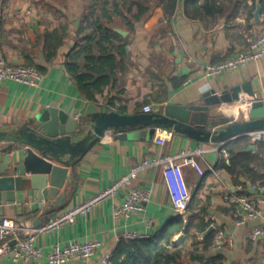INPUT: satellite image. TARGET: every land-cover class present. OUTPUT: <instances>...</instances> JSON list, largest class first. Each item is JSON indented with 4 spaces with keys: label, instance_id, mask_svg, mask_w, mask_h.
Returning <instances> with one entry per match:
<instances>
[{
    "label": "crops",
    "instance_id": "obj_1",
    "mask_svg": "<svg viewBox=\"0 0 264 264\" xmlns=\"http://www.w3.org/2000/svg\"><path fill=\"white\" fill-rule=\"evenodd\" d=\"M85 3L86 0H4L1 45L6 58L15 64L41 65L45 70H41L44 78L40 86L13 80L0 82V129L12 131L21 128L31 123L46 107H57L75 117H90L95 111L108 110V90L98 95L97 101L88 100L66 71V55L76 42L75 35L85 13ZM184 3V0L180 1L170 18L159 21L161 10L158 9L138 23L128 46L132 64L124 84L125 92L116 98V106L125 105L126 113H138L144 112V106L151 104V112H157L170 102L204 103V93L213 88L220 93L225 88L251 81L256 94L252 108L248 109L246 105L250 96L242 92L240 99L213 106L205 114L210 120L220 121L223 118L241 121L264 116V60L214 77L206 76L203 71L208 62L221 61L248 49L249 39L257 28L251 24L256 8L252 15L249 11L253 0L248 2L250 8L242 7L237 16L220 15L222 11L215 10V16L208 15L203 20L188 18ZM222 17L227 18L226 24L216 29ZM66 22L69 23L66 31L69 37L58 48L57 55L48 60V49L42 36ZM184 66L188 68L185 75ZM177 77H182L183 82L176 87L173 79ZM223 127L219 124L214 128ZM169 131L171 136H167L164 144L159 143L158 137ZM119 132L107 133L80 156L74 167H69L66 181L53 199L41 204L38 191L26 182L25 189L17 192L15 201L4 206V214L0 216L33 223L41 221L42 224L51 216L109 186L138 161L158 154H175L189 146H200L207 150L198 157L205 174L191 165L182 168L185 185L192 193L184 213L176 211L172 205L163 168H150L139 179L154 189L153 197L143 211L128 218H115L114 209L123 200V193H119L94 207L88 216L79 217L74 224L42 233L39 244L48 253L57 244L63 246L74 240L100 239L103 245L93 257L72 259L66 264H104L106 256L112 254L120 242V232L138 230L150 237L159 234L181 214L186 223L203 221L206 228L205 231H197L203 259L192 256L193 240L185 229L172 238L173 244H186L190 249L185 255L186 260L191 261L189 264H210L211 261L214 264H264V235L258 239L251 236L256 225L264 224V216L238 224L236 205L225 197L227 194L246 193L252 198L264 196V190L253 187L264 184V178L253 181L243 175L236 179V175L222 165V159L226 158L228 163L231 159L230 155L217 148L219 142L195 139L165 127H156L144 137L121 138L116 136ZM257 143L251 140L245 150L256 152ZM5 145L6 142H0V148ZM251 145L255 148L248 150ZM26 149V145H16L13 153L5 154V159L10 161L12 156L23 159ZM259 172L264 174V165ZM219 229L225 232L223 245L203 249L205 236ZM0 264L21 263L0 257Z\"/></svg>",
    "mask_w": 264,
    "mask_h": 264
},
{
    "label": "trees",
    "instance_id": "obj_2",
    "mask_svg": "<svg viewBox=\"0 0 264 264\" xmlns=\"http://www.w3.org/2000/svg\"><path fill=\"white\" fill-rule=\"evenodd\" d=\"M181 0H86L85 13L81 19L76 42L66 55V71L70 79L77 85L84 98L97 101L98 95L108 90V107L126 113L127 107L116 106L115 100L125 92V81L132 64L131 53L128 49L133 34L139 22L145 21L155 10H161V18L173 16ZM264 11V0H261ZM188 18L203 20L206 16H215V6L222 9L220 15L237 16L242 7L250 8L249 0H184ZM256 8V0L250 8L252 15ZM262 11V12H263ZM122 27L128 31L123 35L117 31ZM69 23L60 25L59 31L48 32L42 36L48 51L46 57L53 59L69 37L66 33ZM32 63V62H31ZM35 66V65H34ZM40 70H45L39 65ZM175 86H180L183 78L173 79ZM251 144L249 136H240L229 141L225 148L230 155V163L222 159V165L231 173L248 176L256 181L263 179L264 174L259 168L264 165V141H258L256 152L246 151ZM246 187V185H244ZM247 192V191H246ZM245 192V193H246ZM247 194V193H246ZM188 232L193 240L192 256L203 259L200 253L197 231H205L203 221L186 223L179 214L159 233L146 238L121 239L113 250L109 264H189L185 258L190 250L186 244L172 243L175 233L182 230ZM217 232L214 230L205 236L203 249L209 250L214 245ZM1 243V241H0ZM214 264L213 261H211Z\"/></svg>",
    "mask_w": 264,
    "mask_h": 264
},
{
    "label": "water",
    "instance_id": "obj_3",
    "mask_svg": "<svg viewBox=\"0 0 264 264\" xmlns=\"http://www.w3.org/2000/svg\"><path fill=\"white\" fill-rule=\"evenodd\" d=\"M214 8L217 12L222 11L220 7ZM262 11V1L256 0L252 25L264 23ZM226 21L227 18L222 17L216 29L223 28ZM116 30L128 35V31L122 27ZM187 70L184 66V75ZM242 92L251 99L256 98L251 81H246L225 88L220 93L214 88L207 91L203 95L204 103L188 105L170 102L157 112L102 110L95 111L90 117L82 115L78 118L57 107H46L31 123L21 128L12 131L0 129V142L7 143L0 148V215L4 214L6 204L17 199V192L25 189L26 182L38 191L41 204L53 199L63 187L69 167H74L80 156L110 131H120L116 136L121 138L144 137L156 127H165L195 139L221 142L231 141L247 131L264 128V116L241 121L223 118L220 121L210 120L205 114L213 106L240 99ZM219 124L224 127L215 129ZM16 145L27 146L24 158L12 156L7 161L5 154L13 153ZM253 148L255 145L248 150ZM35 224L40 225L41 221Z\"/></svg>",
    "mask_w": 264,
    "mask_h": 264
},
{
    "label": "built area",
    "instance_id": "obj_4",
    "mask_svg": "<svg viewBox=\"0 0 264 264\" xmlns=\"http://www.w3.org/2000/svg\"><path fill=\"white\" fill-rule=\"evenodd\" d=\"M3 2L4 0H0V82L13 80L30 86H40L44 74L37 66L12 63L3 52L1 45L4 18ZM261 60H264V23L258 25L254 30L249 39L247 50L221 61L208 62L203 67V71L206 76L214 77L237 71L250 63ZM254 103L255 99L250 98L246 101L247 108H252ZM144 110L145 112H151L153 107L151 104H147L144 106ZM171 134L172 132L169 131L165 136L158 137L157 141L164 144L167 136H171ZM242 136H249L253 142L264 141V128L247 131ZM228 142H219L217 146L226 155H229L225 148ZM206 151L200 146H189L175 154H158L138 161L127 173L119 176L109 186L100 189L84 201L73 204L51 216L40 225L20 218L0 216V257H8L21 264H66L72 259L93 257L103 245L100 239L74 240L63 246L57 244L47 253L38 242L39 236L42 233L58 230L65 225L74 224L79 217L88 216L94 207L101 205L107 199L115 197L119 193H123V200L114 209L115 218H128L133 213L143 211L146 203L153 197L154 189L152 185H144L139 179L142 173L150 168H163L165 180L171 194L172 205L176 211L184 213L192 199V193L185 185L182 168L184 165H191L201 174H205L198 157L203 156ZM253 187L261 191L264 190V184L254 185ZM225 197L236 205V222L238 224H244L251 219L264 216V196L252 198L246 194H227ZM263 235L264 224L256 225L251 233L252 238L258 239ZM146 237H149V235L138 230H125L119 233L120 240ZM13 240H16V242H13ZM224 242L225 232L219 229L214 240V247L220 248ZM111 255L110 253L106 256L104 264L110 263Z\"/></svg>",
    "mask_w": 264,
    "mask_h": 264
}]
</instances>
